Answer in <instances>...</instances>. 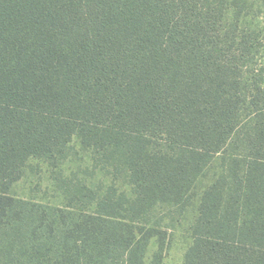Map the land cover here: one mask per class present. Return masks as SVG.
<instances>
[{
    "label": "trees",
    "instance_id": "obj_1",
    "mask_svg": "<svg viewBox=\"0 0 264 264\" xmlns=\"http://www.w3.org/2000/svg\"><path fill=\"white\" fill-rule=\"evenodd\" d=\"M189 208L184 264H264V0H0V264H163Z\"/></svg>",
    "mask_w": 264,
    "mask_h": 264
},
{
    "label": "rangeland",
    "instance_id": "obj_2",
    "mask_svg": "<svg viewBox=\"0 0 264 264\" xmlns=\"http://www.w3.org/2000/svg\"><path fill=\"white\" fill-rule=\"evenodd\" d=\"M72 147V156L62 167L65 174L69 176L76 173L80 177L88 178L85 172L90 174L93 171L90 153L82 150L76 141H73ZM31 167L26 178L16 185L13 194L20 198H33L39 202L61 205L62 195L56 190L46 164L34 161ZM88 183L90 187H96L100 183L108 185L109 181L103 173L96 172L95 177L88 178ZM194 216V210L189 208L182 217H170L166 220V224L171 225L170 242L163 264H184V256L191 243L190 225L194 221ZM155 250L156 245L153 243L148 254L149 258Z\"/></svg>",
    "mask_w": 264,
    "mask_h": 264
}]
</instances>
